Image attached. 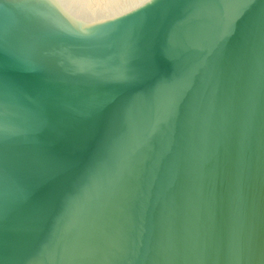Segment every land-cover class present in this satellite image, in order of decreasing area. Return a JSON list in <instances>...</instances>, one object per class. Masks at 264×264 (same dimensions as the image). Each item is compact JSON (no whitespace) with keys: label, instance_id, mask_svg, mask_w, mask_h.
Masks as SVG:
<instances>
[{"label":"water","instance_id":"obj_1","mask_svg":"<svg viewBox=\"0 0 264 264\" xmlns=\"http://www.w3.org/2000/svg\"><path fill=\"white\" fill-rule=\"evenodd\" d=\"M0 264H264V0H0Z\"/></svg>","mask_w":264,"mask_h":264}]
</instances>
